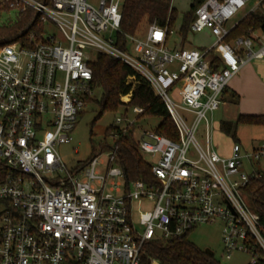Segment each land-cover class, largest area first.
<instances>
[{
    "label": "built area",
    "instance_id": "2783aa9c",
    "mask_svg": "<svg viewBox=\"0 0 264 264\" xmlns=\"http://www.w3.org/2000/svg\"><path fill=\"white\" fill-rule=\"evenodd\" d=\"M248 1L204 0L196 8L189 33L207 31L214 39L207 48H169L173 30L152 24L144 39L124 36L122 50L116 36L124 0H99L97 7L88 0H5L16 15L38 16L43 41L34 45L31 33V48L0 47V162L19 175L0 184V264H160L146 256V243L216 224L226 259L234 252L250 255L249 264L264 259V225L244 194L249 179L264 171V143L249 152L233 144L224 157L210 141L211 117L229 82L251 61H264V35L228 42L236 26L229 24ZM86 51L119 61L149 86L175 142L155 131L136 137L131 129L143 110L135 107L134 119H115L105 168L96 154L75 172L66 170L56 147L71 142L93 95ZM118 131L132 133L151 182L126 181ZM139 202L152 209L135 219Z\"/></svg>",
    "mask_w": 264,
    "mask_h": 264
},
{
    "label": "trees",
    "instance_id": "16d2710c",
    "mask_svg": "<svg viewBox=\"0 0 264 264\" xmlns=\"http://www.w3.org/2000/svg\"><path fill=\"white\" fill-rule=\"evenodd\" d=\"M202 2V0H194L190 7L191 12L183 16L178 31L181 44L184 45L181 48H184L187 43L194 11ZM2 10L8 11L7 7H2ZM16 16L15 22L0 27V47L19 44L23 48H31L33 46L29 43L31 33L34 34V45L41 43L43 41V27L39 23L38 16L30 10ZM176 18L177 12L172 6V0H124L121 6L120 33L116 36V45L125 50L124 36H134L142 25L148 27L155 24L172 31ZM255 33L264 35V16L259 13H250L232 29L228 42L241 37H250ZM89 67L92 72L90 89L92 92L100 91L99 100L95 102L98 106V116L94 122L105 113H117L120 109H124V116L128 114V110L137 107L143 110V113L136 117L137 119L160 120L155 132L173 142L176 141L177 133L164 105L131 68L117 60L99 54L95 62L89 64ZM128 79H132V81L127 83ZM126 96H130L129 102L124 104L121 102V98ZM233 98L237 103L238 97L233 95ZM85 102L86 105L92 102V97L86 98ZM238 125L264 128V116L239 115L233 123L229 121L220 122L219 131L234 139ZM112 130H114L113 127L107 128L105 134L109 135ZM118 134L116 140L118 145L117 156L126 181L151 182L150 168L138 155L132 133L121 135L119 132ZM11 176L18 177L19 175L0 162V184ZM244 194L249 208L264 225V171L258 172L256 177L249 179ZM186 237L172 241L148 242L144 248L145 254L160 264H218L213 256H209L205 251L195 247L187 241ZM257 264H264V259L260 258Z\"/></svg>",
    "mask_w": 264,
    "mask_h": 264
},
{
    "label": "rangeland",
    "instance_id": "374dc122",
    "mask_svg": "<svg viewBox=\"0 0 264 264\" xmlns=\"http://www.w3.org/2000/svg\"><path fill=\"white\" fill-rule=\"evenodd\" d=\"M99 0H88V3L94 7H97ZM5 0H0V27L6 26L10 23L15 22L16 14L11 11L2 10L3 3ZM194 0H172V6L177 12V18L173 27V36H171L168 47L169 48H181L184 45L181 44L178 31L180 29L183 16L190 13V7ZM255 0H249L246 9L243 13H239L230 24H235L239 21L244 13H246L252 6H254ZM49 32L57 35V31L53 27H49ZM147 32V25H142L134 34L137 39H144ZM214 39L206 31L200 33H189L187 36V43L184 48L186 49H202L212 45ZM87 62L94 63L97 54L92 51L85 52ZM132 79H128L127 83L131 82ZM260 91V90H259ZM261 92V91H260ZM100 91L95 90L92 96V102L88 103L83 110V113L78 116L74 130L71 134V142L68 144L58 145L56 147L57 153L59 154L63 165L66 170L70 173L80 169L84 164L96 154H100L99 162L103 164L104 168L108 163L109 147L112 145V140L109 135H106V129L115 126V119L119 116H123L124 109H120L117 113H105L103 116L96 120L98 116V106L96 101L99 100ZM129 96L122 97V103L129 102ZM127 98L128 100H123ZM238 107L233 105H221L219 109L213 113L212 130L210 134V141L212 146L215 148L217 153L221 156L228 157L230 155L231 146L233 144H239L242 149L249 151L251 148L259 147L263 145L264 128L238 125L235 132V138L227 137L220 133L219 123L223 121L235 122L237 116ZM128 116L130 119H134L135 116L131 114V110H128ZM137 121L136 127L132 128V132L138 138L143 132L155 131L159 125L160 120L158 119H141L135 118ZM203 126L199 129L198 139L201 144ZM264 167V164H262ZM100 172H104L102 168L98 169ZM242 170L248 174L251 171L250 164L245 161ZM62 176V174L60 175ZM47 180L52 179L51 175H44ZM152 204L150 202H139L133 204V212L135 219L141 213L151 211ZM221 225L216 224L212 226H200L195 228L192 232L187 235V241L193 244L195 247L202 251L209 250L212 253L213 259L218 264H249L250 255L243 252H234L229 259L223 256L221 238H220Z\"/></svg>",
    "mask_w": 264,
    "mask_h": 264
},
{
    "label": "crops",
    "instance_id": "0c3cea01",
    "mask_svg": "<svg viewBox=\"0 0 264 264\" xmlns=\"http://www.w3.org/2000/svg\"><path fill=\"white\" fill-rule=\"evenodd\" d=\"M243 11L241 13H243ZM250 13H259L264 16V0H255L254 6H252L246 13H244L239 21ZM238 22L232 25H236ZM229 25L231 26V24ZM261 36L263 35H260L259 33L253 34V37L256 38H260ZM233 95H236L238 97L237 103L235 102ZM221 105H233L235 107H238V114L236 118L239 115L264 116L263 60L251 61L240 70V72L229 82L226 90L224 91L221 98ZM255 148H251L249 151H252ZM242 151L249 152L245 151L244 149H242Z\"/></svg>",
    "mask_w": 264,
    "mask_h": 264
},
{
    "label": "water",
    "instance_id": "95a60500",
    "mask_svg": "<svg viewBox=\"0 0 264 264\" xmlns=\"http://www.w3.org/2000/svg\"><path fill=\"white\" fill-rule=\"evenodd\" d=\"M205 253H207L209 256H212V253L209 250H206Z\"/></svg>",
    "mask_w": 264,
    "mask_h": 264
},
{
    "label": "bare ground",
    "instance_id": "6f19581e",
    "mask_svg": "<svg viewBox=\"0 0 264 264\" xmlns=\"http://www.w3.org/2000/svg\"><path fill=\"white\" fill-rule=\"evenodd\" d=\"M123 100L127 101V98H124Z\"/></svg>",
    "mask_w": 264,
    "mask_h": 264
}]
</instances>
